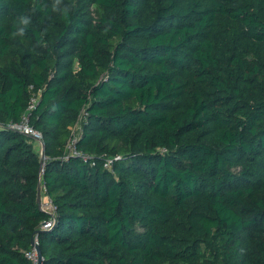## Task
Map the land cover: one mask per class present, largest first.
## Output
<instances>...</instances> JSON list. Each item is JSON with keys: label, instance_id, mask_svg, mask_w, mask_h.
Segmentation results:
<instances>
[{"label": "trees", "instance_id": "obj_1", "mask_svg": "<svg viewBox=\"0 0 264 264\" xmlns=\"http://www.w3.org/2000/svg\"><path fill=\"white\" fill-rule=\"evenodd\" d=\"M33 237L42 264H264V0H0V264Z\"/></svg>", "mask_w": 264, "mask_h": 264}, {"label": "built area", "instance_id": "obj_2", "mask_svg": "<svg viewBox=\"0 0 264 264\" xmlns=\"http://www.w3.org/2000/svg\"><path fill=\"white\" fill-rule=\"evenodd\" d=\"M36 103L35 99H32V106L34 107V104ZM87 113L83 110L80 114L79 117V122L84 121V118H86ZM7 127L11 130L17 131L21 134H24L28 137H31L37 141H42V135L41 133L37 132L36 130H34L30 124H29V115H24L22 120L20 122H10L7 124ZM76 139H73V141H71L68 145V151L69 152H73L76 153L75 151V147H74V141ZM93 165H95V163H93ZM105 166L107 168H112L113 166V159L111 158H107V160L105 161ZM44 208V207H43ZM46 211H48L49 213H53V206L51 204V202L49 201V204L46 203V208H44ZM52 225L51 222H46L43 225V228H48ZM36 244L39 245L38 240L36 238ZM25 255L27 256V258L31 261L32 264H39V257H38V253H37V249L35 246H32V248L29 251L25 252Z\"/></svg>", "mask_w": 264, "mask_h": 264}, {"label": "water", "instance_id": "obj_3", "mask_svg": "<svg viewBox=\"0 0 264 264\" xmlns=\"http://www.w3.org/2000/svg\"><path fill=\"white\" fill-rule=\"evenodd\" d=\"M43 154H42V157H41V163L43 164V160L45 158V145H44V142H43ZM37 201H38V204L40 207H42V200H41V184L39 183L38 185V193H37ZM39 231H36V233H39ZM32 246H35L36 249H37V253H38V257H39V264H42V252H41V249L39 247V245L36 244V239L33 237L32 239Z\"/></svg>", "mask_w": 264, "mask_h": 264}, {"label": "rangeland", "instance_id": "obj_4", "mask_svg": "<svg viewBox=\"0 0 264 264\" xmlns=\"http://www.w3.org/2000/svg\"><path fill=\"white\" fill-rule=\"evenodd\" d=\"M31 142L34 145V148L36 150V152L38 153L39 157H42L43 154V141H37L33 138H31ZM41 200H42V207L46 208V203L49 204V200L43 196V194L41 193Z\"/></svg>", "mask_w": 264, "mask_h": 264}, {"label": "clouds", "instance_id": "obj_5", "mask_svg": "<svg viewBox=\"0 0 264 264\" xmlns=\"http://www.w3.org/2000/svg\"><path fill=\"white\" fill-rule=\"evenodd\" d=\"M60 2H61V0H56V4H57V5H58ZM30 22H31V18L28 17V16H22V17L20 18V24H21V25H25V26H26V25L30 24ZM24 31H25L24 27H19L18 30H17V32L14 33V35H16V34L23 35V34H24Z\"/></svg>", "mask_w": 264, "mask_h": 264}]
</instances>
